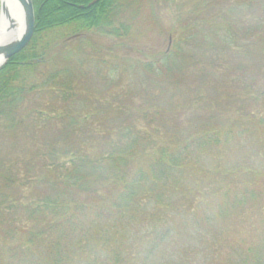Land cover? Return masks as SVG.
<instances>
[{"label":"trees","instance_id":"obj_1","mask_svg":"<svg viewBox=\"0 0 264 264\" xmlns=\"http://www.w3.org/2000/svg\"><path fill=\"white\" fill-rule=\"evenodd\" d=\"M94 1L33 0V38L0 68V264H175L176 230L204 245L193 264H264V105L237 139L208 122L157 144L113 93L123 64L89 40L136 35L154 0ZM164 1L194 6L178 17L183 45L129 66L159 93L234 53L251 62L247 77L264 68V0ZM103 65L116 73L103 79L108 97L81 91L86 66ZM23 137L41 140L30 152ZM236 146L246 153L230 165Z\"/></svg>","mask_w":264,"mask_h":264},{"label":"rangeland","instance_id":"obj_2","mask_svg":"<svg viewBox=\"0 0 264 264\" xmlns=\"http://www.w3.org/2000/svg\"><path fill=\"white\" fill-rule=\"evenodd\" d=\"M238 1L240 0H230V3L236 4ZM142 7L140 17L145 15L144 24L138 25L136 35L122 39L101 40L98 35H89V40L100 41L98 44L102 46L103 51L112 54L104 55L100 60L107 63L119 61L124 66L119 72L122 83L113 86V93L119 94L121 99L125 96L132 101L130 108L135 109L137 125L151 133L157 144H182L189 130L208 122L213 127L234 130L237 139L244 123L253 113L257 114L264 105V94L261 95L259 92L261 87L264 89L263 66L261 72L257 69L252 70L248 78L245 70L246 66L250 68L251 62L246 57L234 53L223 57L224 69L218 70L216 74L193 68L188 71L184 86L159 93L144 79H140V76L134 75V70L129 66L137 67L138 63L153 61L163 53L179 48L182 44L181 34L185 29L180 26L178 17L179 15L187 17L194 6L189 5L179 9L173 3L154 0L150 14L144 3ZM196 7H200L202 12L205 9L204 4L200 6L197 4ZM248 13L252 15V12ZM78 46V43H72L65 49L73 50ZM190 50L196 54L200 53L197 49L190 48ZM107 67L103 65L96 70L93 66L91 68L86 66L91 78L82 85L81 91L95 93L96 98L102 95L108 97L105 94L107 86L103 79L109 77L111 80L116 73L111 72ZM126 69L131 72L125 73ZM130 82L132 83L129 84ZM157 95L159 99H156ZM101 120L97 119L93 124L98 125ZM154 129L159 131L157 136ZM40 140L41 137L37 140L23 137L21 146L31 152L36 149ZM245 153L240 146L230 149L227 152L229 164L232 165L240 160ZM208 160L207 164L210 162V159ZM190 231L193 232L192 229ZM187 232L189 230L174 231L178 246L173 245L175 248H169L166 252L167 259H171L175 264H182L183 258L190 259L192 264L202 259L200 253L204 245Z\"/></svg>","mask_w":264,"mask_h":264},{"label":"water","instance_id":"obj_3","mask_svg":"<svg viewBox=\"0 0 264 264\" xmlns=\"http://www.w3.org/2000/svg\"><path fill=\"white\" fill-rule=\"evenodd\" d=\"M23 9H24V15H25V31L20 39L13 40L11 42H8L6 44L0 45V58L3 59V64L0 66L3 67L12 57L23 51L30 43V41L33 38L34 32H35V10H34V4L33 0H20ZM99 0H95L92 2L89 7L96 4ZM0 17L1 13L4 14L6 12V6L1 2L0 0ZM16 25L12 24L10 27L11 29H14Z\"/></svg>","mask_w":264,"mask_h":264},{"label":"bare ground","instance_id":"obj_4","mask_svg":"<svg viewBox=\"0 0 264 264\" xmlns=\"http://www.w3.org/2000/svg\"><path fill=\"white\" fill-rule=\"evenodd\" d=\"M6 6V12L0 17V45L21 38L25 31V15L20 0H1ZM1 8V7H0ZM16 25L10 30L11 25ZM3 59L0 58V66Z\"/></svg>","mask_w":264,"mask_h":264}]
</instances>
